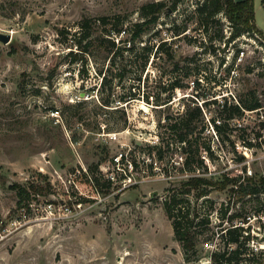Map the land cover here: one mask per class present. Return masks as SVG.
Returning a JSON list of instances; mask_svg holds the SVG:
<instances>
[{
    "label": "rangeland",
    "instance_id": "374dc122",
    "mask_svg": "<svg viewBox=\"0 0 264 264\" xmlns=\"http://www.w3.org/2000/svg\"><path fill=\"white\" fill-rule=\"evenodd\" d=\"M152 1L158 0H0V33L11 35L9 42L0 39V264H211L213 252L229 248V234L220 230L233 214L250 236L238 264H263L264 192L238 196L227 188L213 191L209 202L200 200L208 222L197 224L196 251L189 252L163 206L172 180L188 176L178 170L184 158L164 116L188 103L203 110L196 141L201 148L211 143L214 159L206 158L212 172L257 180L264 174V108L229 119L222 134L209 121L220 102L245 98L251 89L264 104L260 33L227 41L232 26L224 13L200 23L197 8L204 0H182L176 10L169 8L173 0H161L166 6L157 24L119 61L127 70L121 81L116 76L112 95L99 90L109 53L94 49L74 61L67 52L78 49L58 34L64 26L74 32L83 16L120 14L136 21ZM254 13L264 31V0H254ZM162 41L175 49L180 68L151 57L139 80L140 47ZM160 76L162 90L154 85ZM174 79L181 88L169 89ZM131 89L136 98L120 100ZM144 92L151 98L172 94V100L157 106ZM160 141L165 160L150 147ZM121 153L125 159L117 161ZM99 162L95 174L87 173ZM14 184L30 190L28 208L20 207L24 195Z\"/></svg>",
    "mask_w": 264,
    "mask_h": 264
},
{
    "label": "trees",
    "instance_id": "16d2710c",
    "mask_svg": "<svg viewBox=\"0 0 264 264\" xmlns=\"http://www.w3.org/2000/svg\"><path fill=\"white\" fill-rule=\"evenodd\" d=\"M181 1L173 0L169 8L176 10ZM165 6V2L161 0L146 3L140 9V18L133 22L126 21V16H121L120 14L113 16H83L77 22V28L74 32H72V28L64 26L58 28V34L66 41L71 40L76 46V49H78L73 50L71 48L67 52V55L74 61H79L81 57L87 58L90 55H94V49L109 53L107 70H100L99 72L102 75L99 90L102 95L105 92L108 95H112V83L115 82L116 76L118 75V80L121 81L127 70L125 68L127 66H121L119 61L125 58L127 51H134L137 44L143 41L144 35L154 28ZM197 12L200 23L203 25H205V22L208 24L210 20L216 19V15L219 13H224L232 26L227 41H231L246 32L252 33L255 31L260 33L264 38V34L257 28L254 21V0H204L198 5ZM165 43L166 41H162L158 45L144 44L140 47L145 51V56L137 71L139 80L142 79L143 72L146 70L151 57L156 59V61L165 58L171 59L173 61V70L180 68L181 62L176 59L175 49L165 48ZM139 59L140 57L138 58L136 55V60L134 61H138ZM133 65L134 62L131 61L129 67ZM161 78L162 76L154 84L157 88L160 87V90L166 88L162 84ZM178 87H182L179 80H172L169 89L175 90ZM125 93L124 96H121L120 100L126 102L136 98L135 92L132 89ZM160 94L161 92H159L156 98H151L147 92H144V96L146 95L145 99L150 103L157 106L170 104L172 94H168L165 97ZM236 99L229 101L226 98L225 101L220 102L215 114L209 119L213 125V129L217 133L222 134L229 119H239L247 110L259 111L264 108L263 102L253 89L249 90L245 98L236 97ZM109 102L110 100L104 99V104L109 105ZM212 102H217V100L212 99L210 103ZM203 120V110L195 102L193 105L188 103L183 110H178L176 113L164 116L163 121L165 130H168L170 137L174 139L177 145V151H180L184 158L183 162H180L181 164H179L178 170L188 173L186 178L172 180L174 185L166 188L167 194L163 200V206L168 217L172 220L175 238L182 243L187 252L196 251L198 231L195 228L197 224H207L208 222V217L198 208L200 200H203L202 202H209L210 195L213 191L227 188L233 195L238 196L264 192L263 175L257 180L252 174V176L246 177H242L240 174H230L229 172H222L220 175H216L210 170L208 160L214 159L212 145L210 143L201 148L196 141V131L200 133L203 130V128L197 130L198 123L199 121L203 122ZM260 125L264 130V120H261ZM263 133L259 131L256 135L261 137ZM245 143H247V146L252 145L251 141L247 142L245 140ZM150 147L157 149L156 154L158 159L165 160L166 155L163 141L150 144ZM207 155L209 159L206 158ZM121 157V159H125L124 153H121ZM240 157L243 158L244 156L240 155ZM130 163L132 166H138L136 160H131ZM100 165L101 162L94 166H89L87 173L89 171L95 174V171L99 170ZM175 165L174 163L172 164L173 168L177 167ZM165 172L169 175L166 168ZM95 180L99 182L97 176L92 177L94 184L96 183ZM18 186L20 185L14 184L13 187ZM21 193L24 195V203L20 204V207L28 205L32 200L30 196L31 192L27 188L21 187ZM235 216H238V214L231 215L229 219L232 223L220 230V235L223 237L226 233L229 234L227 239L229 248L215 251L212 254L213 260L219 264L223 263L224 259L228 263L233 262L238 264L242 259V247H245L247 240L250 238L249 234H244L246 231L245 226L234 222ZM230 244H236V246L232 247Z\"/></svg>",
    "mask_w": 264,
    "mask_h": 264
},
{
    "label": "built area",
    "instance_id": "2783aa9c",
    "mask_svg": "<svg viewBox=\"0 0 264 264\" xmlns=\"http://www.w3.org/2000/svg\"><path fill=\"white\" fill-rule=\"evenodd\" d=\"M254 111V110H253ZM240 125H242L241 123H240ZM120 157L121 156H117L116 158H117V161H119L120 160ZM130 165H132L131 163H130ZM250 173V175L252 174V172L250 171L249 172ZM263 176H264V174H263ZM33 200V199H32ZM32 200H31V202H29V204L28 205H23L21 208H28L29 206H30V204L32 203ZM48 210L50 211V213H53V211H54V208H53V204H52V202H50V203H48ZM245 234H249V232L246 230L245 231ZM250 239V238H249ZM249 239L247 240V241H249ZM262 239H263V242H264V236L262 237ZM260 250V253H261V251H262V253H264V243H261L260 244V248H259ZM263 249V250H262ZM209 263H211V264H213V258L211 257V259L209 260ZM214 264H219V263H217V262H215ZM263 264H264V262H263Z\"/></svg>",
    "mask_w": 264,
    "mask_h": 264
},
{
    "label": "water",
    "instance_id": "95a60500",
    "mask_svg": "<svg viewBox=\"0 0 264 264\" xmlns=\"http://www.w3.org/2000/svg\"><path fill=\"white\" fill-rule=\"evenodd\" d=\"M0 39L4 42H9L11 40V35L6 33H0Z\"/></svg>",
    "mask_w": 264,
    "mask_h": 264
},
{
    "label": "crops",
    "instance_id": "0c3cea01",
    "mask_svg": "<svg viewBox=\"0 0 264 264\" xmlns=\"http://www.w3.org/2000/svg\"><path fill=\"white\" fill-rule=\"evenodd\" d=\"M258 29L264 34V31L258 27Z\"/></svg>",
    "mask_w": 264,
    "mask_h": 264
}]
</instances>
